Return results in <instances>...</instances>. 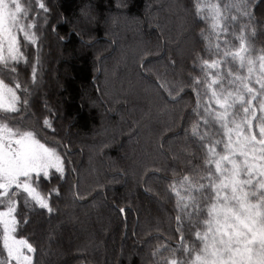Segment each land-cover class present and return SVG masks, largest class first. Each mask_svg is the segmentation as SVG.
<instances>
[{"label": "snow or ice", "instance_id": "obj_1", "mask_svg": "<svg viewBox=\"0 0 264 264\" xmlns=\"http://www.w3.org/2000/svg\"><path fill=\"white\" fill-rule=\"evenodd\" d=\"M262 5L264 0H191L193 19L210 22L207 32H199L203 47L191 53L197 74L154 81L168 103L179 104L189 92L193 97L171 133H182L191 145L184 150L186 173L176 179L173 171L165 189L175 197L176 226L171 228L172 217L171 235L159 222L149 226L147 240L133 245L148 244L149 251L130 252L129 264L136 256L141 264H264V47L255 49L249 38L257 33L253 23ZM116 7L124 5L118 0ZM75 16L57 11L53 18L50 0H0V264H37L27 227L35 216L57 211L60 182L76 172L48 101L42 111L33 110L43 33L74 41L78 54L98 42L92 32L100 17L91 4L82 3ZM61 24L68 25L64 35ZM21 64L31 68L30 77H22ZM75 187L78 202V182ZM112 207L124 215L128 206ZM153 238L157 243L149 244Z\"/></svg>", "mask_w": 264, "mask_h": 264}, {"label": "trees", "instance_id": "obj_2", "mask_svg": "<svg viewBox=\"0 0 264 264\" xmlns=\"http://www.w3.org/2000/svg\"><path fill=\"white\" fill-rule=\"evenodd\" d=\"M119 2L124 5L120 11L118 0H50L53 18L57 11L76 18L81 4L90 3L100 22L93 25L95 48L83 54L74 51V41L58 42L50 30L43 33L33 110L42 111L48 101L70 149L69 167L76 172L60 182L62 197L53 201L57 211L35 216L27 227L37 264H129L130 252L149 251L148 244L133 247L147 240L149 226L159 222L165 235L172 234L169 217L171 228L176 226L175 197L169 198L165 189L173 171L176 179L186 173L184 150L191 145L182 141V133H171L193 97L189 92L179 104L168 103L154 81L197 74L191 53L203 47L199 32H207L210 22L193 19L191 0ZM262 8L253 23L257 33L249 37L255 49L264 47ZM59 31L64 35L68 25L61 24ZM98 56L103 59L96 63ZM19 71L30 77V67L21 64ZM77 182L78 202L72 196ZM113 204L127 205L126 213H116ZM155 243V238L149 242ZM133 259L141 264L139 256Z\"/></svg>", "mask_w": 264, "mask_h": 264}, {"label": "rangeland", "instance_id": "obj_3", "mask_svg": "<svg viewBox=\"0 0 264 264\" xmlns=\"http://www.w3.org/2000/svg\"><path fill=\"white\" fill-rule=\"evenodd\" d=\"M234 43H235V41H234ZM172 75L175 77L174 73Z\"/></svg>", "mask_w": 264, "mask_h": 264}]
</instances>
